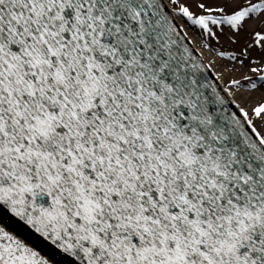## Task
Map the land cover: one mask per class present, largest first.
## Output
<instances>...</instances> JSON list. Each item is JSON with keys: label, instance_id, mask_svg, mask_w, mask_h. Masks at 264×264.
Returning <instances> with one entry per match:
<instances>
[{"label": "snow or ice", "instance_id": "obj_1", "mask_svg": "<svg viewBox=\"0 0 264 264\" xmlns=\"http://www.w3.org/2000/svg\"><path fill=\"white\" fill-rule=\"evenodd\" d=\"M0 264H264V0H0Z\"/></svg>", "mask_w": 264, "mask_h": 264}]
</instances>
